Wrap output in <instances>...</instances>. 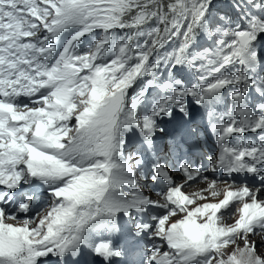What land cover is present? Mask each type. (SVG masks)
Here are the masks:
<instances>
[{"label":"snow or ice","instance_id":"snow-or-ice-1","mask_svg":"<svg viewBox=\"0 0 264 264\" xmlns=\"http://www.w3.org/2000/svg\"><path fill=\"white\" fill-rule=\"evenodd\" d=\"M226 7L0 0V264H264V0Z\"/></svg>","mask_w":264,"mask_h":264},{"label":"bare ground","instance_id":"bare-ground-1","mask_svg":"<svg viewBox=\"0 0 264 264\" xmlns=\"http://www.w3.org/2000/svg\"><path fill=\"white\" fill-rule=\"evenodd\" d=\"M178 174V173H177ZM176 174V175H177ZM209 179H211V178H209ZM207 187V185L205 184V183H200V182H198V183H192V182H190L189 184H188V186L187 187H185L184 188V191L185 192H190V190L192 189V188H197L198 190H200V189H202V188H206ZM257 241H259V238L257 239ZM262 247H261V249L263 248V244L261 245Z\"/></svg>","mask_w":264,"mask_h":264},{"label":"rangeland","instance_id":"rangeland-1","mask_svg":"<svg viewBox=\"0 0 264 264\" xmlns=\"http://www.w3.org/2000/svg\"><path fill=\"white\" fill-rule=\"evenodd\" d=\"M177 183H181V180H177L176 181ZM198 182H200V183H204V182H202V181H200V180H197L196 182H192L193 184L194 183H198ZM194 191H198V189L197 188H192L191 190H190V192H194ZM228 222H231V220H228ZM259 237H255L254 238V240H257ZM262 244H259V247H258V251H264V244H263V248L261 249V246Z\"/></svg>","mask_w":264,"mask_h":264}]
</instances>
